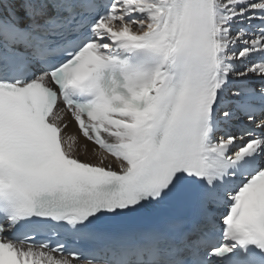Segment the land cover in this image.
Wrapping results in <instances>:
<instances>
[{"label": "snow or ice", "instance_id": "obj_1", "mask_svg": "<svg viewBox=\"0 0 264 264\" xmlns=\"http://www.w3.org/2000/svg\"><path fill=\"white\" fill-rule=\"evenodd\" d=\"M0 264H264V0H0Z\"/></svg>", "mask_w": 264, "mask_h": 264}, {"label": "bare ground", "instance_id": "obj_2", "mask_svg": "<svg viewBox=\"0 0 264 264\" xmlns=\"http://www.w3.org/2000/svg\"><path fill=\"white\" fill-rule=\"evenodd\" d=\"M68 132H69V133L76 134V135H79V133H78V131H77L76 126H75L74 123H70V127H69V129H68ZM80 142H81V143H84V141H83L82 138H81V141H80ZM91 148H92V145L90 144V145H89V150H91Z\"/></svg>", "mask_w": 264, "mask_h": 264}]
</instances>
